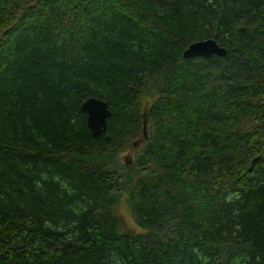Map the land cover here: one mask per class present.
Segmentation results:
<instances>
[{
	"label": "trees",
	"instance_id": "trees-1",
	"mask_svg": "<svg viewBox=\"0 0 264 264\" xmlns=\"http://www.w3.org/2000/svg\"><path fill=\"white\" fill-rule=\"evenodd\" d=\"M0 264H264V0H0Z\"/></svg>",
	"mask_w": 264,
	"mask_h": 264
},
{
	"label": "water",
	"instance_id": "water-1",
	"mask_svg": "<svg viewBox=\"0 0 264 264\" xmlns=\"http://www.w3.org/2000/svg\"><path fill=\"white\" fill-rule=\"evenodd\" d=\"M224 52L223 46L219 45L214 38L208 37L188 43L182 50V56L223 55ZM79 108L85 115V122L90 132L93 135L102 133L105 129L106 118L110 112L106 102L95 96H87L80 102ZM144 125L145 120L143 119V128ZM143 134H145L144 129Z\"/></svg>",
	"mask_w": 264,
	"mask_h": 264
},
{
	"label": "rangeland",
	"instance_id": "rangeland-1",
	"mask_svg": "<svg viewBox=\"0 0 264 264\" xmlns=\"http://www.w3.org/2000/svg\"><path fill=\"white\" fill-rule=\"evenodd\" d=\"M145 97V96H144ZM133 151L132 149L125 148L120 151L118 156L121 160L127 161L132 158ZM116 211L118 215L117 230L120 232L123 231H132L137 232L143 230L138 226L134 221L130 213V207L126 201V193L121 192L118 198V204L116 206Z\"/></svg>",
	"mask_w": 264,
	"mask_h": 264
}]
</instances>
